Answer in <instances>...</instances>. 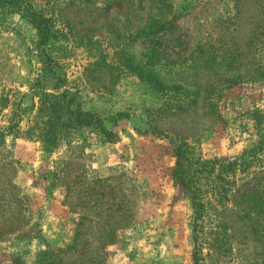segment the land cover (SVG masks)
Returning <instances> with one entry per match:
<instances>
[{"label":"rangeland","instance_id":"1","mask_svg":"<svg viewBox=\"0 0 264 264\" xmlns=\"http://www.w3.org/2000/svg\"><path fill=\"white\" fill-rule=\"evenodd\" d=\"M27 1L55 34L43 55L60 81L51 91L35 30L0 7V128L13 134L0 145V264L64 249L83 211L90 246L96 229L113 232L103 264H192L195 256L199 264H264V155L248 159L264 134V0ZM169 19L167 37L134 38ZM158 43L169 57L152 66L146 59ZM59 92L115 138L93 125L45 135L41 97ZM181 137L204 160L240 157L232 171L221 169L220 194L200 181L195 222L171 177L170 141ZM49 197L64 208L48 216ZM94 253L75 256L89 264ZM73 256L64 264H83Z\"/></svg>","mask_w":264,"mask_h":264},{"label":"trees","instance_id":"2","mask_svg":"<svg viewBox=\"0 0 264 264\" xmlns=\"http://www.w3.org/2000/svg\"><path fill=\"white\" fill-rule=\"evenodd\" d=\"M0 7H5L9 12L22 15L25 20L30 24V26L35 30L36 34V49L38 51V55L43 57L44 60L41 63L47 62L48 64L42 68L43 77L50 78L54 80L55 84L51 87V91H57L59 88V81L57 73L55 72L54 66L47 59L45 55H43V51L45 47L49 44V41L54 39L55 34L51 29L49 21L38 15L35 11L32 10L29 2L27 0H0ZM171 19L157 23L149 28V30L144 32H139L135 34L134 38H146L149 36L154 37H167L170 34V21ZM149 57L147 56L146 62H150L152 66L158 64L159 62L166 61L169 57L165 54V51L162 47H160V43L154 44L151 46L149 50ZM228 60V59H227ZM175 63V61H174ZM173 64V63H172ZM150 87L156 91L164 90V86L155 79L149 80ZM192 95L198 97L199 92H191ZM194 99V97H193ZM41 103L48 104L47 110L49 116L45 121L46 129L45 135H50L53 128L57 126L61 129H71V128H80L93 125L94 128H97L99 133H101L104 137L109 139H114L115 135L108 129H106L100 122L99 119L93 118L86 114L75 113L74 112V97L73 95L67 92H59L56 94L44 93L41 97ZM256 119V118H255ZM261 120H256L255 128H257L258 132L261 129ZM11 127H8L6 130L0 128V145L4 143V139L13 135ZM257 144L255 145V150L249 152L248 159L255 160L258 154L264 155V134H258ZM170 139V138H169ZM172 144V153L174 157V164L172 168V181L175 185H180L183 189V193L189 199L191 206L193 208V217L194 222L200 219L201 211L204 209V204L201 203V190L198 188L200 185V181L202 179H206L208 182L214 186L211 187V192L213 195L220 194L221 190L224 191L222 187V181L224 178H221L220 171L221 169H226L232 171V168L236 165H240L238 158H234L227 162H217L216 160H204L201 158L199 150L197 147L189 144L184 137H181L179 143H174L170 141ZM246 152L242 155H245ZM220 167V168H219ZM217 168H219L217 172ZM109 179L105 178L104 180H90L92 184L99 183V185H103L104 182H107ZM15 192H18L16 187H13ZM89 194H87L86 198H88ZM99 194L98 196H101ZM88 201H85L87 203ZM67 206H70L67 204ZM110 213L102 212L99 214V217L108 216ZM91 216L87 213V211H83L82 214L78 217L79 223L75 225V230L71 238V242L69 245H66L64 249L58 248L53 252L52 250H38L35 253L34 261L32 264H64L63 260L69 254H74L73 259L78 260L83 264H87L88 262L84 257L76 258L75 255L82 254L83 252H87L90 249L95 251L96 259L88 260L89 264H103L106 257V246L111 244V235L113 236V232L110 229L99 228L95 230V237L97 240L95 241V246H90V244L86 241V236L88 234V230L82 226L86 221V219ZM84 259V260H83ZM13 264H21L17 259H11L10 261ZM192 264H199L198 259L193 257Z\"/></svg>","mask_w":264,"mask_h":264},{"label":"crops","instance_id":"3","mask_svg":"<svg viewBox=\"0 0 264 264\" xmlns=\"http://www.w3.org/2000/svg\"><path fill=\"white\" fill-rule=\"evenodd\" d=\"M48 200L50 201V206H49V210L47 211H44V213L45 214H47L48 215V213H51V215L52 214H54L55 213V211H56V208H61V209H63L64 208V206L63 205H61V203H60V201L58 200V198H55V199H52V197L50 198H48ZM43 213V209H41V214ZM49 216V215H48ZM45 219V218H44ZM44 219H42V222H41V226L42 227H47V229H49V225H48V223L47 222H45L46 220H44ZM48 221V220H47Z\"/></svg>","mask_w":264,"mask_h":264}]
</instances>
